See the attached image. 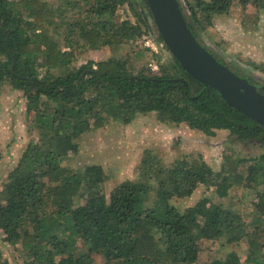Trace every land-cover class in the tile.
Segmentation results:
<instances>
[{
  "label": "trees",
  "instance_id": "trees-1",
  "mask_svg": "<svg viewBox=\"0 0 264 264\" xmlns=\"http://www.w3.org/2000/svg\"><path fill=\"white\" fill-rule=\"evenodd\" d=\"M259 1L180 4L208 48L202 33L217 15L235 2L247 11ZM150 36L158 51L145 45ZM162 41L146 0H0V93L22 92L32 134L0 188V243L13 247L24 264H194L203 240L249 244L244 259L232 253L209 264H264V151L226 155L218 172L201 154L170 164L146 155L136 178L109 193L101 165L65 164L86 131L129 124L146 113L207 135L228 130L232 139L264 148V126L190 75L171 53L173 61H161L169 50ZM127 45L132 50L124 60L75 63L90 49L116 52ZM210 51L254 83L248 70L241 73ZM199 184L214 186L220 200L202 198L185 208L175 202ZM241 189L254 192L244 210L233 200ZM0 264H11L1 246Z\"/></svg>",
  "mask_w": 264,
  "mask_h": 264
},
{
  "label": "rangeland",
  "instance_id": "rangeland-1",
  "mask_svg": "<svg viewBox=\"0 0 264 264\" xmlns=\"http://www.w3.org/2000/svg\"><path fill=\"white\" fill-rule=\"evenodd\" d=\"M256 14L259 17L257 23L254 22ZM202 39L210 50L219 53L224 61L231 62L239 72L248 70L255 84L264 83V0L250 4L247 11L242 10L241 5L235 2L228 13L214 18L213 24L203 31ZM146 40L153 41L157 46L152 37ZM139 43L142 44V41ZM131 50L129 45L116 52L109 47L90 49L79 54L75 63L82 64L88 59L100 61L112 56L124 60L127 55H131ZM171 59L173 61L169 50L164 49L161 61L167 62ZM150 61L156 64L157 59L154 57ZM25 105L22 92L16 88L0 93V188L8 171L17 164L32 138ZM76 141L78 152L66 158L65 164L73 168L89 164L101 165L106 173L103 184L106 193L118 183L136 178L139 165L146 155H155L170 164L178 158L198 157L201 154L213 170L218 172L226 155L248 157L264 151L258 142L232 139L228 130H218L215 135H207L184 123H162L154 113L140 114L129 124L107 123L101 128L86 131ZM253 194L251 190L241 189L238 197L233 200L239 202L244 210L251 206ZM202 198H207L210 202L220 200L214 192V186L199 184L192 196L177 199L175 202L185 208L194 206ZM222 200L226 202V198ZM0 246L11 264H24L13 247L5 243H0ZM200 248V258L194 264H209L215 258L222 259L232 253H237L244 259L248 254L249 244L246 241L222 244L220 241L203 240Z\"/></svg>",
  "mask_w": 264,
  "mask_h": 264
},
{
  "label": "water",
  "instance_id": "water-1",
  "mask_svg": "<svg viewBox=\"0 0 264 264\" xmlns=\"http://www.w3.org/2000/svg\"><path fill=\"white\" fill-rule=\"evenodd\" d=\"M146 1L162 43L183 68L205 86L216 89L230 105L264 126V93L200 43L188 26L180 0Z\"/></svg>",
  "mask_w": 264,
  "mask_h": 264
},
{
  "label": "built area",
  "instance_id": "built-area-1",
  "mask_svg": "<svg viewBox=\"0 0 264 264\" xmlns=\"http://www.w3.org/2000/svg\"><path fill=\"white\" fill-rule=\"evenodd\" d=\"M146 45L149 46L153 50H157V46L151 40H146ZM152 67H153V69H157V65L156 64H152Z\"/></svg>",
  "mask_w": 264,
  "mask_h": 264
},
{
  "label": "flooded vegetation",
  "instance_id": "flooded-vegetation-1",
  "mask_svg": "<svg viewBox=\"0 0 264 264\" xmlns=\"http://www.w3.org/2000/svg\"><path fill=\"white\" fill-rule=\"evenodd\" d=\"M258 85H260V86H264V83H260V84H258ZM259 87V86H258ZM258 90H259V88H258ZM260 91V90H259ZM263 93V92H262Z\"/></svg>",
  "mask_w": 264,
  "mask_h": 264
}]
</instances>
